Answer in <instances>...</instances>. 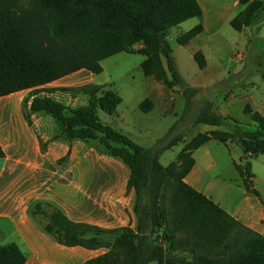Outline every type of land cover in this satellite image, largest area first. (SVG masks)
<instances>
[{
	"label": "trees",
	"instance_id": "trees-1",
	"mask_svg": "<svg viewBox=\"0 0 264 264\" xmlns=\"http://www.w3.org/2000/svg\"><path fill=\"white\" fill-rule=\"evenodd\" d=\"M240 3L243 9L230 22L238 32L264 13V0ZM201 15L198 0H0V97L30 90L22 105L29 124L34 113L49 115L56 125L52 139L87 142L101 154L121 158L130 168L128 191H135V228L77 223L50 201L28 208V214L56 242L107 249L84 264H264V234L247 227L184 181L194 165L193 152L215 139L240 146L241 164L235 166L246 188L259 195L253 185L251 159L264 155V115L246 105L245 112L256 123L254 130L235 121L232 131L198 132L177 159L165 166L161 155L182 142L184 134L171 137L169 132L154 147H144L104 123L99 110L113 115L122 102L113 84L47 90L88 95V103L77 107L38 95L42 86L81 69L99 74L104 59L129 52L145 56L141 68L146 76L169 89L182 88L187 108L200 89L189 85L179 72L168 36L171 28ZM203 30L198 24L181 33L177 42L186 45ZM194 59L200 69L206 67L202 51ZM139 107L149 112L153 102L147 98ZM227 119L214 109L213 101L206 100L193 121L218 127ZM179 252H189L192 257ZM26 261L17 243L0 245V264Z\"/></svg>",
	"mask_w": 264,
	"mask_h": 264
},
{
	"label": "crops",
	"instance_id": "crops-1",
	"mask_svg": "<svg viewBox=\"0 0 264 264\" xmlns=\"http://www.w3.org/2000/svg\"><path fill=\"white\" fill-rule=\"evenodd\" d=\"M198 2L202 15L190 22L189 26L186 24V29L183 25L191 20L181 23L179 27L184 33L198 24L203 25V32L185 46L193 57L197 51L205 54L207 65L204 69L208 68L210 62L206 48L213 36L227 33L230 36L247 35L251 42L264 41V13L252 26L238 32L230 22L243 9L240 0ZM250 55L255 57L253 70L257 71L259 67L264 69V48L253 47ZM176 61L181 73L177 58ZM99 74L81 69L41 88L103 84ZM152 78L154 80L148 83L147 95L137 102L136 107L140 109V103L149 98L153 102L150 111L158 109L166 114L169 99H172L168 96L172 92L168 93L169 88ZM260 84L253 81L245 85L246 92L242 96L247 101L246 105L264 115V90ZM11 95L0 97V143L5 151V157L0 158V245L17 243L27 256L25 264H82L104 254V248L69 247L56 242L42 230L39 221L28 214V208L40 201H50L77 223L109 229L135 228V191H128L129 166L119 157L99 153L87 142L52 139L56 125L51 117L34 113L29 124L22 112V99L18 96L10 98ZM47 96L74 107L78 105L77 100H84L83 105L88 103L87 96L80 93L56 90ZM213 141L217 140L212 139L193 152L194 165L184 181L247 227L264 234V185L258 187L255 184V180L262 175L257 163H264V155L251 159L253 185L259 192L256 195L246 188L235 166V163L241 162L233 160L231 164L223 163V151L216 155L211 146ZM231 145L230 142L225 144L229 148ZM231 165L235 173L231 170L230 176H225Z\"/></svg>",
	"mask_w": 264,
	"mask_h": 264
},
{
	"label": "rangeland",
	"instance_id": "rangeland-1",
	"mask_svg": "<svg viewBox=\"0 0 264 264\" xmlns=\"http://www.w3.org/2000/svg\"><path fill=\"white\" fill-rule=\"evenodd\" d=\"M188 20L191 21L183 25L185 29L190 25V22L197 20V17ZM182 32L183 30L178 25L171 28L168 36L173 54L179 60L181 75L190 85L207 84L206 87L194 86L199 88L200 91L192 98L187 108H185L186 101L183 90L180 87H175L172 91L168 89V93L172 92L168 98L172 97V99H169V108L165 112L166 114L161 113L158 109L143 112L136 107L137 102L147 95L148 83L154 80L152 77L146 76L141 68V63L145 59V56L142 54L120 52L110 56L101 62L103 70L99 74V79L103 84H113V87L122 97V102L115 114L111 115L103 110H99V116L104 123L127 134L133 141L144 147H154L157 141L169 132L171 137L179 133L184 134L182 142L163 152L160 157L163 165H168L170 162L176 160L178 153L185 143L198 132L215 129L232 131L236 124L235 121L245 129L254 130L256 123L252 120L251 115L244 110L247 101H245L246 99L242 94L246 92L245 85H249L253 81L260 82L262 84L261 89L264 90V69L259 67L257 71H254L255 57L250 55L253 47L260 50L263 49L264 41L251 42L250 37L247 35H243L242 37L230 36L227 33H224L223 36H213L208 42L209 46L206 48L210 60L208 68L200 69L187 47L177 42V37ZM137 47L140 46L137 45ZM239 54H242V58L238 56ZM48 89L46 87L42 88L38 95L47 96V94L52 93L47 91ZM72 93L75 94L74 92ZM16 94H12L10 98L18 96L24 102L29 96L30 90L20 91ZM86 96L88 98V95ZM206 100L213 101L214 109L221 115L228 117L222 126L215 127L194 123L193 119L197 111ZM74 101L73 96L72 102ZM77 101V106L84 104V100ZM38 114L49 116L41 113ZM211 144L214 151H216V155H218L217 152L219 153L220 150L223 151V163L231 164L233 160L241 162L239 158L242 154L240 146L232 143L233 145L229 148L224 143H217V141H213ZM263 164L257 163L262 173L261 178L255 180V184L258 187H263L264 185ZM231 170L235 173L232 165L224 175L230 176ZM104 249L107 251L106 248ZM179 253L188 259L192 257L189 252ZM151 264L156 263L152 262Z\"/></svg>",
	"mask_w": 264,
	"mask_h": 264
},
{
	"label": "built area",
	"instance_id": "built-area-1",
	"mask_svg": "<svg viewBox=\"0 0 264 264\" xmlns=\"http://www.w3.org/2000/svg\"><path fill=\"white\" fill-rule=\"evenodd\" d=\"M238 56L242 58V54H239Z\"/></svg>",
	"mask_w": 264,
	"mask_h": 264
}]
</instances>
